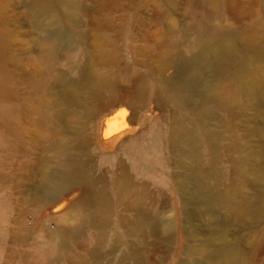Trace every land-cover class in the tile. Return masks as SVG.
Returning a JSON list of instances; mask_svg holds the SVG:
<instances>
[{
    "label": "rangeland",
    "instance_id": "1",
    "mask_svg": "<svg viewBox=\"0 0 264 264\" xmlns=\"http://www.w3.org/2000/svg\"><path fill=\"white\" fill-rule=\"evenodd\" d=\"M30 1L0 0V264H80L82 245L66 259L48 243L87 211L102 218L114 187L150 215L155 261L264 264V0H61L70 24ZM221 25L238 54L192 65L191 39ZM62 75L93 76L79 106L59 108ZM65 161L95 192L53 198Z\"/></svg>",
    "mask_w": 264,
    "mask_h": 264
},
{
    "label": "bare ground",
    "instance_id": "2",
    "mask_svg": "<svg viewBox=\"0 0 264 264\" xmlns=\"http://www.w3.org/2000/svg\"><path fill=\"white\" fill-rule=\"evenodd\" d=\"M209 1L212 5H221L225 0ZM30 5L40 7L41 10H48L52 15L51 19L58 23L70 24L72 21L74 9L65 1L52 0L49 4L45 0H31ZM49 38L53 39V36ZM188 50L196 56L193 62L191 61L192 65L199 61L203 64L213 57L226 56L227 59H231L238 54L233 36L224 25L216 30L206 31L202 37L199 35L192 38ZM59 80L61 90L59 108L67 110L81 104L84 88L92 82L93 76L78 80L62 75ZM185 83L187 85V82ZM175 92L173 100L179 109L183 108L187 97L180 89ZM110 131H104L105 138L110 136ZM137 132V129L131 131L133 136H136ZM123 137L122 135L116 139L113 144L123 143ZM174 143L182 157L193 155L195 145L191 141V133L186 125L176 130ZM49 184L59 193L53 197L56 199L62 192L75 185L95 192L87 178L77 170L74 164L67 161L63 162L60 171L49 179ZM113 193L114 200L108 198L96 200L98 206L104 209L102 218L87 211L78 218L76 224L70 227L60 226L57 236L48 243V254L52 257L74 259L78 245H82L86 248V256L81 257L80 264H163L146 255V250L151 246L156 250L164 247L156 240H151L156 235V231L150 215L138 206L126 202V188L114 187Z\"/></svg>",
    "mask_w": 264,
    "mask_h": 264
}]
</instances>
